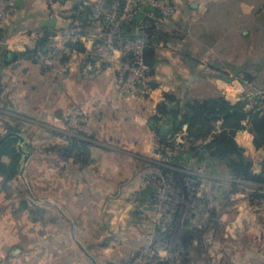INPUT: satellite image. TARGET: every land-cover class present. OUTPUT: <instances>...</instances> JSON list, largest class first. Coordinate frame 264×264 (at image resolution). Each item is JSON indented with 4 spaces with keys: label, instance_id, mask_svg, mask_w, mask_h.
Here are the masks:
<instances>
[{
    "label": "rangeland",
    "instance_id": "374dc122",
    "mask_svg": "<svg viewBox=\"0 0 264 264\" xmlns=\"http://www.w3.org/2000/svg\"><path fill=\"white\" fill-rule=\"evenodd\" d=\"M169 1L175 15L147 32L158 40L164 31L174 36L157 48L152 88L120 82V60L104 57L96 48L101 32L89 27L83 29L86 41L79 42L83 52H65L55 34L34 65L14 68L17 59L1 67L0 136L9 134L10 126L24 139L16 144L19 174L6 188L0 183V229L23 234L17 264H92V259L96 264H264V187L232 177L223 164H216L215 171L205 162L179 160L175 165L170 157L178 156L177 150L161 138L151 157H138L135 138L152 130L132 124L146 113L145 100L159 87L164 91L155 117L166 94L180 101L226 98L237 87L242 93L237 101L249 103L237 134L240 141L252 136L257 148L250 119L254 110L264 108L259 104L264 96V0L257 2L260 13L253 26L238 30L223 29L214 14L206 22L185 21ZM23 36L31 42L29 49L41 37L34 32ZM2 41L0 48L4 44L10 54L17 50ZM53 50L56 58L49 64L38 61ZM110 82L114 90L108 94ZM222 86L227 91H220ZM186 135L181 131L168 142L186 149ZM73 139L86 142L89 151L68 154ZM252 152V171L259 173L264 153ZM75 193L81 202L71 199ZM61 232L66 237L58 239ZM49 234L56 240L46 245ZM12 244L0 246L5 264Z\"/></svg>",
    "mask_w": 264,
    "mask_h": 264
},
{
    "label": "trees",
    "instance_id": "16d2710c",
    "mask_svg": "<svg viewBox=\"0 0 264 264\" xmlns=\"http://www.w3.org/2000/svg\"><path fill=\"white\" fill-rule=\"evenodd\" d=\"M124 4L125 0H105L103 9L107 13L120 15ZM59 7H63L61 3H59ZM73 7L77 10L76 14L69 18H61L62 23L60 26L41 28L43 36L36 40L33 49L26 50L22 55L36 62V57L40 52H48L52 37L58 29L67 30L76 24L82 25L84 29L85 27L91 28L92 25L88 18L89 9H78L77 3ZM57 9L50 8L48 10L52 16H55ZM142 24H145L143 19L138 22L134 21L124 24L121 28V34L129 39L137 38L141 35L139 34V28ZM7 35L8 31L6 29L0 30L1 41L5 40ZM156 36L157 34L155 33V36L145 38L146 43L154 46L158 40ZM64 47L65 50L69 51H84L83 46L79 42L66 40ZM8 55H10V52L5 51L2 54L3 59ZM151 86L155 85L152 83ZM248 104L246 100L231 103L224 97L180 101L175 96L166 94L165 101L158 105V112L161 116L171 121L167 131L161 132V135L162 140L164 142L167 141L166 145L176 149L178 152V156L170 157L173 164L179 165V160H183L185 163L190 160L193 162H205L213 171H215L216 164H223L232 177L264 187V166L259 173L253 172L249 153L236 141L237 132L244 128L243 122L248 117ZM259 104L264 105V96L259 100ZM216 127L219 130L215 133ZM6 129L9 133H20L19 130H14L10 126H7ZM181 131H186L187 134L188 147L186 149L177 147L175 142H168L170 138H174ZM207 138H210V141L205 145L196 144L198 140ZM78 140L73 139L66 151L68 154L74 155V157L80 154L81 151H89L86 142ZM17 141L18 138L12 136L0 145V183L5 188L19 174L21 153L16 145ZM255 146L264 149V139L255 138ZM190 238L192 237H187V240Z\"/></svg>",
    "mask_w": 264,
    "mask_h": 264
},
{
    "label": "crops",
    "instance_id": "0c3cea01",
    "mask_svg": "<svg viewBox=\"0 0 264 264\" xmlns=\"http://www.w3.org/2000/svg\"><path fill=\"white\" fill-rule=\"evenodd\" d=\"M19 0H9L10 2V15L8 16L5 24L4 29L8 31L7 35V41L10 42V44H15V49H17L15 52L19 53V57L17 60V63L12 66L14 68L18 67L19 65H26V66H32L34 65L33 61L27 58L26 56H23L22 53H24L26 50L30 48V41L25 35L27 32H36L39 31L42 27L40 26V23L43 20H50L52 18H56L54 15L52 16L50 11L46 8L44 0H20V6H16V2ZM174 5L178 8V13L180 17L185 21L194 20V19H203L204 22L208 21L209 17L213 15L214 19H218V21L221 23V27L223 29L228 28H235L236 30L241 28H249L253 26L254 22L257 20L259 15V9L260 6H257L258 0H236V2L231 1L229 3L228 0H171ZM79 0H63L61 1V4L63 7H70L78 3ZM234 6H231V5ZM212 6H217L215 9H211ZM231 6V7H230ZM234 10H233V8ZM57 19V18H56ZM233 20V21H232ZM62 19H57L56 26H60ZM169 23L168 26L171 28L172 31H174L175 24ZM94 28V27H91ZM90 29V28H89ZM17 34V35H16ZM55 34H59L61 41L59 40V44L63 45V49L65 50L64 44H65V37H66V30H60L58 29ZM243 36H246L247 32L243 31L241 32ZM22 38V39H21ZM174 36H172L167 31H164L161 35V39L157 40L156 43L151 46L155 49V66H158L159 62L157 59V48H163L167 45L172 43ZM2 48H0V60L3 59L2 54L7 51L8 49L3 44L1 45ZM161 50V49H160ZM65 52H73L69 50H65ZM162 53V52H161ZM7 58V56H6ZM5 58V59H6ZM223 58V61H226V56L221 57ZM5 59H3V64L0 63V73L2 75L1 67H7V64H5ZM5 60V61H4ZM91 62H94L93 60ZM215 66V65H214ZM154 72H157V69H154ZM109 75V72L107 73ZM226 84H229V80L227 78H222ZM106 93L110 94L114 87L112 86V83H108L106 86ZM162 87L157 88L156 90H153L151 92L150 96L147 100H145V104L147 106V111L143 115L142 118H134L132 121V124L134 126H143L148 131L149 128L152 130V134L147 135H138L137 139L135 138L136 147L137 150H135L137 153H140L137 155L138 157H151L150 155H153L155 153V149L157 146L158 139H162L161 132L164 133L167 131V129L170 126L171 121L163 116H152V112L154 111L157 104L162 100L161 93L164 90ZM236 87L235 92H232V94L227 96L225 99L230 101L231 103H235L238 100V94L241 93L240 90ZM220 91H227V89L219 88ZM242 94V93H241ZM215 96H210L206 98H213ZM95 98V104L98 103L99 98ZM149 132V131H148ZM239 133L236 135V141L244 147L247 152L249 153L251 157V152H257L262 150V153H264V149L262 148H255L253 147V137H244L243 141H240L241 138H239ZM251 135V134H250ZM258 138V137H256ZM261 139V138H260ZM251 151V152H250ZM252 152V153H253ZM261 153V152H260ZM254 154V153H253ZM252 158V157H251ZM189 160V159H188ZM253 162V160H252ZM153 165H155V162H151ZM216 179V178H215ZM213 180L214 183H217V180ZM93 187V186H92ZM146 190L142 192L144 194ZM78 193H75V196L71 199H74L75 203L81 202L80 200L82 198L77 197ZM68 201V200H67ZM65 201V202H67ZM71 201V203H73ZM23 204L27 205L26 200L22 201ZM51 203V202H50ZM65 204V203H64ZM28 220L29 214H26ZM62 216V215H61ZM60 216V217H61ZM19 222H17L18 224ZM44 233V232H43ZM22 233H13L12 235H8L4 232V230L0 229V246L3 248V246H6L7 243L10 241L13 242L12 246H10V257H7L8 260H6L7 264H17L18 261L23 257L22 248H19L17 244H19V238L22 237ZM30 236V233L27 234ZM45 237V233L43 234ZM50 238L46 240V245L50 244V242L55 241L56 239L52 238V234L48 235ZM58 239H61L62 237H66L65 234L59 233V236H57ZM56 237V238H57ZM60 237V238H59ZM79 249L83 251V249L77 244ZM32 248V245L30 246ZM29 247V248H30ZM2 250V249H1ZM4 250V249H3ZM2 254V253H1ZM2 256V255H1ZM5 257V256H4ZM68 261V260H67ZM64 264H68V262H64ZM92 264H94L92 262Z\"/></svg>",
    "mask_w": 264,
    "mask_h": 264
},
{
    "label": "built area",
    "instance_id": "2783aa9c",
    "mask_svg": "<svg viewBox=\"0 0 264 264\" xmlns=\"http://www.w3.org/2000/svg\"><path fill=\"white\" fill-rule=\"evenodd\" d=\"M47 9H56V18H69L77 13L73 6L59 7L61 0H45ZM78 9H89V22L92 27L101 32L99 40L100 50L105 54L108 61L112 59L120 60V82L130 85V87H150L152 88L151 70L143 61V49L147 45L148 29L156 22L165 23L175 15L177 9L171 5L169 0H127L120 15L107 13L103 9L102 2L93 0H79ZM10 6L8 0H0V30L7 20V9ZM145 20V24L140 26L141 35L134 39H129L121 34L122 25L137 20ZM83 27L76 24L66 30L68 40L71 42H84L86 37L83 34ZM36 36H42L43 31L39 30L34 33ZM0 42L1 37H0ZM8 42V41H7ZM96 42V41H94ZM93 42V43H94ZM95 48V46H94ZM112 53V55H111ZM57 51L53 50L49 55H40L38 61L41 64H49L56 58ZM107 55V56H106ZM199 211L201 209H198ZM0 264H5L0 257Z\"/></svg>",
    "mask_w": 264,
    "mask_h": 264
},
{
    "label": "water",
    "instance_id": "95a60500",
    "mask_svg": "<svg viewBox=\"0 0 264 264\" xmlns=\"http://www.w3.org/2000/svg\"><path fill=\"white\" fill-rule=\"evenodd\" d=\"M63 1V0H61ZM20 0L17 1L15 4L16 6H20ZM141 15L137 16V20H140ZM57 23V19L56 18H52L50 20H43L40 23V26L43 27H50V28H54L56 26ZM19 57V53L17 52H12L10 55L7 56L5 64H8L10 61H16ZM143 61L145 63V65L152 71L154 66H155V49L153 46L147 44L144 49H143ZM251 132H253V134L261 139H264V108H258L256 110L253 111L252 115H251ZM17 137L21 143L24 142V139L21 135L17 134V133H9L5 136H3L0 139V145L9 137ZM185 223H187V221H185ZM93 263H95V261L92 259Z\"/></svg>",
    "mask_w": 264,
    "mask_h": 264
}]
</instances>
